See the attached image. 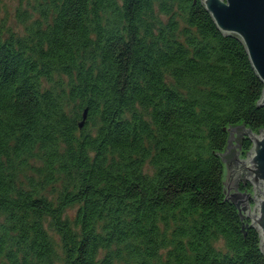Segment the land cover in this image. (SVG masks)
<instances>
[{"label": "trees", "instance_id": "obj_1", "mask_svg": "<svg viewBox=\"0 0 264 264\" xmlns=\"http://www.w3.org/2000/svg\"><path fill=\"white\" fill-rule=\"evenodd\" d=\"M27 2L0 17V264H264L224 184L264 128L239 38L201 0Z\"/></svg>", "mask_w": 264, "mask_h": 264}, {"label": "water", "instance_id": "obj_2", "mask_svg": "<svg viewBox=\"0 0 264 264\" xmlns=\"http://www.w3.org/2000/svg\"><path fill=\"white\" fill-rule=\"evenodd\" d=\"M214 23L224 34H231L243 43L248 58L264 86V0H201ZM259 104L264 106V87ZM251 147L244 157L236 145L223 153L226 162L225 191L231 194L241 216L250 220L264 251V128L257 132L243 130ZM233 135V130H231ZM249 182V191L240 192L238 182Z\"/></svg>", "mask_w": 264, "mask_h": 264}, {"label": "rangeland", "instance_id": "obj_3", "mask_svg": "<svg viewBox=\"0 0 264 264\" xmlns=\"http://www.w3.org/2000/svg\"><path fill=\"white\" fill-rule=\"evenodd\" d=\"M28 0H1L0 17L3 18L6 28L22 32L23 25L17 21L16 14L22 7L28 6ZM244 157V156H243ZM249 193H252L249 191ZM73 213V210L70 211Z\"/></svg>", "mask_w": 264, "mask_h": 264}]
</instances>
